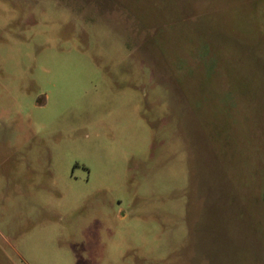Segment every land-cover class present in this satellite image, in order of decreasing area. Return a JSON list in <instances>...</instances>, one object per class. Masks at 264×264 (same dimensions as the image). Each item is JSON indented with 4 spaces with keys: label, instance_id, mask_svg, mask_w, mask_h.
<instances>
[{
    "label": "rangeland",
    "instance_id": "rangeland-1",
    "mask_svg": "<svg viewBox=\"0 0 264 264\" xmlns=\"http://www.w3.org/2000/svg\"><path fill=\"white\" fill-rule=\"evenodd\" d=\"M0 264H264V0H0Z\"/></svg>",
    "mask_w": 264,
    "mask_h": 264
}]
</instances>
